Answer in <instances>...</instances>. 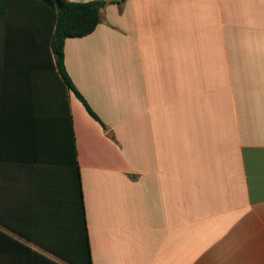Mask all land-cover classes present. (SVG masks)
I'll list each match as a JSON object with an SVG mask.
<instances>
[{
  "label": "crops",
  "instance_id": "0c3cea01",
  "mask_svg": "<svg viewBox=\"0 0 264 264\" xmlns=\"http://www.w3.org/2000/svg\"><path fill=\"white\" fill-rule=\"evenodd\" d=\"M105 1L64 45L92 264H264V0ZM41 11L0 0V264H72L17 231L70 195L25 150Z\"/></svg>",
  "mask_w": 264,
  "mask_h": 264
},
{
  "label": "trees",
  "instance_id": "16d2710c",
  "mask_svg": "<svg viewBox=\"0 0 264 264\" xmlns=\"http://www.w3.org/2000/svg\"><path fill=\"white\" fill-rule=\"evenodd\" d=\"M35 1L42 7L40 20L43 27L39 30L38 48L41 52L46 50L41 68L48 72V77L45 81L42 79L39 86L28 88L34 100L25 103L30 112L29 118L26 113L24 125L25 150L33 161L65 167L69 174L70 195L65 205L57 209H30L29 225L26 214L25 227L17 226V231L26 238L41 242L49 251L72 264H92L69 93L73 92L87 111L100 120L66 71L64 45L67 38L92 33L101 22V11L108 2L61 0L62 8H58L54 0ZM41 97L45 99L41 100ZM101 124L113 138L107 126Z\"/></svg>",
  "mask_w": 264,
  "mask_h": 264
},
{
  "label": "water",
  "instance_id": "95a60500",
  "mask_svg": "<svg viewBox=\"0 0 264 264\" xmlns=\"http://www.w3.org/2000/svg\"><path fill=\"white\" fill-rule=\"evenodd\" d=\"M58 8H62V1L61 0H54Z\"/></svg>",
  "mask_w": 264,
  "mask_h": 264
}]
</instances>
